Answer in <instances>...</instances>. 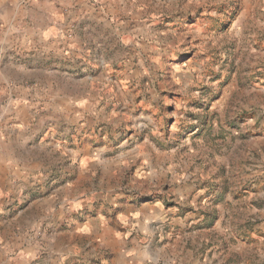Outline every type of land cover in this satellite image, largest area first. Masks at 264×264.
<instances>
[{
  "label": "rangeland",
  "instance_id": "374dc122",
  "mask_svg": "<svg viewBox=\"0 0 264 264\" xmlns=\"http://www.w3.org/2000/svg\"><path fill=\"white\" fill-rule=\"evenodd\" d=\"M10 1L0 32L53 26L73 49L29 72L39 117L1 89L0 135L33 134L0 242L30 237L36 264H264V0H53L56 22Z\"/></svg>",
  "mask_w": 264,
  "mask_h": 264
},
{
  "label": "crops",
  "instance_id": "0c3cea01",
  "mask_svg": "<svg viewBox=\"0 0 264 264\" xmlns=\"http://www.w3.org/2000/svg\"><path fill=\"white\" fill-rule=\"evenodd\" d=\"M48 1L52 4L49 5ZM52 1L53 0L41 1L38 4L40 6L39 13H44L46 20L48 19L49 21L52 20L51 22H56L55 15L59 13L55 14L52 10ZM11 2L10 0H0V22L4 19L2 13L8 8ZM46 6H50L49 9H47ZM57 11H61L62 13L61 9H57ZM46 12L52 13V16L48 17L49 13L47 15ZM52 27L53 26H51V29L50 27H46L44 30L38 29L37 31L24 30L21 37L14 36L13 30L9 29L0 32V45L7 46V49L3 53L6 58H0V95L2 97L5 96L3 95L5 94L4 91H1V89H4V86L15 87L16 89L14 91L20 92V94L16 93L17 95H14L16 98L23 100V107H18V116L14 115L17 118V122L25 119H34L40 116V113L37 114L35 110V104L31 103V101L34 102L38 99L39 93L36 92L37 90H35V88L41 86L42 82L39 81V78H30L29 74V72L40 73L39 71H44L43 69L45 67L43 68V66L36 64H40V57L42 63L45 62L44 59H54V61H58L53 66L54 68H45L50 76L54 75V71H57L62 61H70L69 58L73 49L72 44L63 39L64 36L62 32H58L56 28L53 30ZM16 48H21L22 55L25 58V64H17V62L12 59V54L16 52ZM7 56L9 57V61H7ZM10 71H17V77L13 76ZM53 100L55 101L56 99L53 98ZM24 108H26L25 111ZM45 117L48 119L51 118L48 116ZM31 134H33V131H29L28 128L22 130L19 129V127H14L5 132V134L2 133L0 135V148L7 149L8 146L7 153H0V189H2L3 185H6L7 182L12 181L17 174L26 177L28 167L24 162H18L14 146L17 147L20 139L23 137L27 138V136ZM13 240L15 251L8 249L6 245L0 242V264H36L35 261H32L33 258L36 257L34 255L36 245L33 243V240L30 237L22 238L20 234H15ZM12 252L15 253L13 254ZM64 256H66L64 252L52 255L49 264H74V262L67 263Z\"/></svg>",
  "mask_w": 264,
  "mask_h": 264
}]
</instances>
